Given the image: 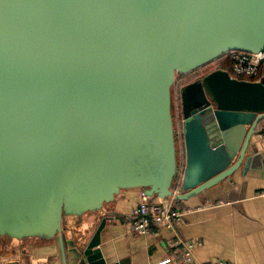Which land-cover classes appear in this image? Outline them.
<instances>
[{"label": "water", "instance_id": "95a60500", "mask_svg": "<svg viewBox=\"0 0 264 264\" xmlns=\"http://www.w3.org/2000/svg\"><path fill=\"white\" fill-rule=\"evenodd\" d=\"M233 50L264 53V0H0V237L58 235L62 264H108L110 217L66 241L64 217L101 210L126 188L171 196L176 73ZM182 96L176 197L238 200L241 178L264 158V77L216 69ZM207 108L218 115L202 132Z\"/></svg>", "mask_w": 264, "mask_h": 264}, {"label": "crops", "instance_id": "0c3cea01", "mask_svg": "<svg viewBox=\"0 0 264 264\" xmlns=\"http://www.w3.org/2000/svg\"><path fill=\"white\" fill-rule=\"evenodd\" d=\"M257 130V139L262 140L264 120ZM180 161L181 151L179 168ZM261 161L241 178L236 187L238 200H211L205 195L188 200L176 197L171 207L187 211L182 219L170 227L153 225L150 233L138 234L128 229L127 218L141 202L144 188H126L101 210L65 216L64 241L91 236L108 216L101 235L108 264H158L168 258L171 261L164 264H190L174 257L191 243L202 264H264V158ZM0 264H62L58 235L1 236Z\"/></svg>", "mask_w": 264, "mask_h": 264}, {"label": "built area", "instance_id": "2783aa9c", "mask_svg": "<svg viewBox=\"0 0 264 264\" xmlns=\"http://www.w3.org/2000/svg\"><path fill=\"white\" fill-rule=\"evenodd\" d=\"M228 55L233 60V70L238 75H246L248 77L257 76L260 68L264 63V53H252L241 50L230 51L223 56ZM222 57V56H221ZM192 73V72H191ZM188 75L190 73L184 74ZM260 81V80H258ZM182 169L179 168L178 175L174 181L173 194L166 198L157 196H149L143 190L142 200L139 205L133 210V213L127 218L128 229L138 234H148L153 225L158 226H172L177 221L182 219L187 212L181 209H173L171 207L176 195L179 193L178 183L181 181ZM261 195H264L262 190ZM194 243L188 244L184 249L177 253L174 260H183L190 264H202L197 261L193 253ZM172 258L161 261L158 264L170 262ZM218 264H223L220 262ZM225 264V263H224Z\"/></svg>", "mask_w": 264, "mask_h": 264}, {"label": "trees", "instance_id": "16d2710c", "mask_svg": "<svg viewBox=\"0 0 264 264\" xmlns=\"http://www.w3.org/2000/svg\"><path fill=\"white\" fill-rule=\"evenodd\" d=\"M233 60L230 56L225 55L222 57H219L215 61L193 71L192 73L188 75H183L181 73H176V79L174 82V112L177 119V126L178 131L176 133V142L180 143L181 146V161H180V167L182 169V175L183 170L185 167V142H184V131H183V119H184V110H183V96L182 91L183 89L195 81L202 79L212 71L216 69H223L228 71L233 77L239 79V80H245V81H258L261 80L264 77V63L262 64L260 68V72L257 76L254 77H248L246 75H238L233 70ZM264 120V119H262ZM261 120V121H262ZM260 121V122H261ZM259 122V123H260ZM182 179V176H181ZM181 182V181H180Z\"/></svg>", "mask_w": 264, "mask_h": 264}, {"label": "rangeland", "instance_id": "374dc122", "mask_svg": "<svg viewBox=\"0 0 264 264\" xmlns=\"http://www.w3.org/2000/svg\"><path fill=\"white\" fill-rule=\"evenodd\" d=\"M192 92H193V90H190L189 92H188V94H187V96H186V100H188V101H190V98H191V96H192ZM174 86L172 87V103H173V113H175L174 112ZM174 97V98H173ZM186 108V109H185ZM184 109H185V112H186V114H187V117H186V119H187V121H188V123H190V125L191 126H193V124H194V122H195V109H194V107H192L191 105H188V106H186V107H184ZM214 115H218V114H216V112L213 110V109H206L205 110V113L203 112L202 114H200L199 116H197V124H198V127L200 128V130L202 131V132H206V128L202 125V123H204V120L205 119H211ZM220 116V115H219ZM223 116V115H222ZM174 117H176L175 115H174ZM188 127H189V125H188ZM189 132H191V130H188ZM187 131V132H188ZM178 146V157H180V151H181V147H180V145H177ZM186 166V165H185ZM184 187L182 186V188H181V190L183 191L184 189H183ZM87 213V211H85V212H83L82 214H86Z\"/></svg>", "mask_w": 264, "mask_h": 264}, {"label": "flooded vegetation", "instance_id": "af4514ba", "mask_svg": "<svg viewBox=\"0 0 264 264\" xmlns=\"http://www.w3.org/2000/svg\"><path fill=\"white\" fill-rule=\"evenodd\" d=\"M173 115H175V113H173ZM177 119H176V117H174V126H175V132L177 133V131H178V126H177ZM176 135V134H175ZM177 145H180V143H177ZM181 147V146H180Z\"/></svg>", "mask_w": 264, "mask_h": 264}]
</instances>
